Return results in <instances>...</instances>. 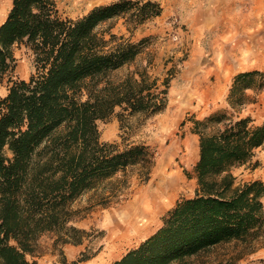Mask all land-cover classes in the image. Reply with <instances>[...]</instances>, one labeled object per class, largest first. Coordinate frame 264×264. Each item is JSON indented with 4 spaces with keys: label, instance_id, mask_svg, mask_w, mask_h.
<instances>
[{
    "label": "trees",
    "instance_id": "obj_1",
    "mask_svg": "<svg viewBox=\"0 0 264 264\" xmlns=\"http://www.w3.org/2000/svg\"><path fill=\"white\" fill-rule=\"evenodd\" d=\"M162 10L155 0H115L72 19L61 16L57 0H12L0 25V76L12 74L22 44L32 49L36 70L29 78L11 75L0 99V264H39L27 254L46 232L83 242L76 203L133 167L149 173L153 149L102 141L98 120L117 113L128 127L133 116L164 111L171 79L160 83L147 68L116 76L144 52L148 37L136 42L99 26L126 17L136 28ZM263 75L253 69L235 76L233 106ZM194 122L196 195L179 200L156 231L110 264H202L215 247L235 243L243 254L264 240V181L237 184L232 171L264 146V120L217 112Z\"/></svg>",
    "mask_w": 264,
    "mask_h": 264
},
{
    "label": "rangeland",
    "instance_id": "obj_2",
    "mask_svg": "<svg viewBox=\"0 0 264 264\" xmlns=\"http://www.w3.org/2000/svg\"><path fill=\"white\" fill-rule=\"evenodd\" d=\"M113 1L57 0V4L63 18L76 19L96 5ZM155 1L162 5V13L136 28L126 17L99 26L101 31L109 27L118 36L136 42L148 37L144 52L116 76L147 68L160 83L166 77L171 79L164 111L133 116L128 127H122L117 113L98 120L102 141L149 145L155 153L151 169L147 173L133 167L114 177L112 184L85 194L76 203L81 218L75 222L87 230L83 242L64 243L57 240L58 233L46 232L36 241L35 252L27 254L29 260L39 264H110L156 231L179 200L196 195L200 134L195 131V120L217 112L234 119L251 116L255 123L264 120V75L255 80V88L246 89L244 102L236 107L231 102L238 73L264 72V0ZM0 7L8 14L12 0H0ZM15 55L12 74L0 76V99L8 93L11 75L29 78L36 70L34 53L26 44L16 46ZM232 171L237 184L264 181V146L251 162ZM113 188H117L116 194ZM242 252L235 243L224 244L198 262L216 264L241 256L235 264H264V240Z\"/></svg>",
    "mask_w": 264,
    "mask_h": 264
},
{
    "label": "bare ground",
    "instance_id": "obj_3",
    "mask_svg": "<svg viewBox=\"0 0 264 264\" xmlns=\"http://www.w3.org/2000/svg\"><path fill=\"white\" fill-rule=\"evenodd\" d=\"M6 16H7V12L4 11L3 7H0V25H1V23H3Z\"/></svg>",
    "mask_w": 264,
    "mask_h": 264
},
{
    "label": "crops",
    "instance_id": "obj_4",
    "mask_svg": "<svg viewBox=\"0 0 264 264\" xmlns=\"http://www.w3.org/2000/svg\"><path fill=\"white\" fill-rule=\"evenodd\" d=\"M143 229V228H142Z\"/></svg>",
    "mask_w": 264,
    "mask_h": 264
}]
</instances>
